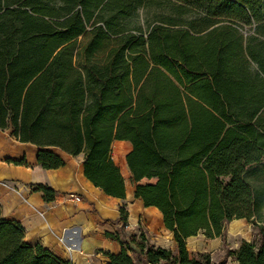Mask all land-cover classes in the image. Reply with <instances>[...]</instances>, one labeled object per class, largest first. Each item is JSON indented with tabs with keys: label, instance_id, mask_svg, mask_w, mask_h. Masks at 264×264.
Here are the masks:
<instances>
[{
	"label": "trees",
	"instance_id": "trees-1",
	"mask_svg": "<svg viewBox=\"0 0 264 264\" xmlns=\"http://www.w3.org/2000/svg\"><path fill=\"white\" fill-rule=\"evenodd\" d=\"M144 8L168 13L143 30L132 19ZM0 128L40 147L45 169L64 165L47 148L83 154L88 180L118 198L113 147L131 143L134 195L159 209L176 251L106 232L121 246L108 264H224L186 240L241 218L256 234L235 260L264 264V0H0ZM0 264L71 263L0 206Z\"/></svg>",
	"mask_w": 264,
	"mask_h": 264
},
{
	"label": "crops",
	"instance_id": "crops-1",
	"mask_svg": "<svg viewBox=\"0 0 264 264\" xmlns=\"http://www.w3.org/2000/svg\"><path fill=\"white\" fill-rule=\"evenodd\" d=\"M114 147L115 161V154L126 156L132 145L129 141H116ZM40 149L20 142L11 130L0 128V206L6 219L22 224L28 243H39L71 264H108L105 252L117 254L121 246L107 237L106 232L121 231L129 237L137 235L144 223L164 224L159 209L144 206L135 197L134 186L127 185L126 180L125 198L110 196L85 176L83 154L72 156L56 147L47 148L61 156L64 165L45 169L38 162ZM118 162L121 173L123 169L127 172L121 157ZM39 185L54 191L51 200H46L45 193L37 188ZM70 194L80 196L81 200L75 201ZM122 207L127 212L124 230H121ZM245 221L248 222L241 218L230 222L239 227Z\"/></svg>",
	"mask_w": 264,
	"mask_h": 264
},
{
	"label": "rangeland",
	"instance_id": "rangeland-1",
	"mask_svg": "<svg viewBox=\"0 0 264 264\" xmlns=\"http://www.w3.org/2000/svg\"><path fill=\"white\" fill-rule=\"evenodd\" d=\"M158 13H168V11H164L163 9L159 8L140 9L137 13V16L132 19V24L141 25L143 30H147L149 23L154 21V18ZM192 17L198 19L199 15L197 13H193ZM254 27V24L243 25L242 30L246 34L253 33ZM114 148L115 147H113V150H115ZM120 157L126 164L125 155H121ZM120 157L115 154V161L117 165L119 164L118 161ZM127 174L128 175L125 178L127 185L134 186L131 180L130 171L127 170ZM142 182L146 183L151 181L148 179H143ZM141 232L145 234L149 244L169 248L173 252L176 251L174 235L164 227L162 222L156 224L144 223V225L138 230L137 235H140ZM255 234L256 230L253 228L250 222L245 221L244 224L239 227H234L233 222H228L225 227L224 236L218 237L217 239H209L203 234V232H200L198 235L190 237L186 240L187 249L192 256L198 253L208 252L211 254L212 260L215 262L223 261L224 264H238L232 253L237 249L240 241L244 237L251 240ZM162 264L169 263L162 262Z\"/></svg>",
	"mask_w": 264,
	"mask_h": 264
},
{
	"label": "built area",
	"instance_id": "built-area-1",
	"mask_svg": "<svg viewBox=\"0 0 264 264\" xmlns=\"http://www.w3.org/2000/svg\"><path fill=\"white\" fill-rule=\"evenodd\" d=\"M70 198L74 199L75 201H80L81 197L75 194H70Z\"/></svg>",
	"mask_w": 264,
	"mask_h": 264
},
{
	"label": "bare ground",
	"instance_id": "bare-ground-1",
	"mask_svg": "<svg viewBox=\"0 0 264 264\" xmlns=\"http://www.w3.org/2000/svg\"><path fill=\"white\" fill-rule=\"evenodd\" d=\"M122 173H123V175H124L125 177H127L128 174H127L126 170L123 169ZM158 212L160 213L159 210H158Z\"/></svg>",
	"mask_w": 264,
	"mask_h": 264
}]
</instances>
